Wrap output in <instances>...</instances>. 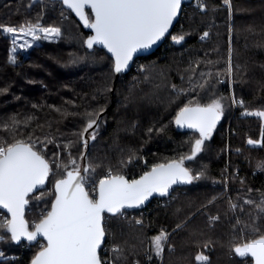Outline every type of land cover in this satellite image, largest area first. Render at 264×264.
Wrapping results in <instances>:
<instances>
[{"label":"trees","instance_id":"obj_1","mask_svg":"<svg viewBox=\"0 0 264 264\" xmlns=\"http://www.w3.org/2000/svg\"><path fill=\"white\" fill-rule=\"evenodd\" d=\"M204 1L205 8L199 11L184 4L159 48L137 56L130 71L116 78L111 55L103 48L87 47L89 28L60 0H0V25L18 28L38 21L41 27L61 29V36L48 40L19 35L15 46L12 34L0 31V90H6L0 91V126L12 117L20 121L14 137L2 127L0 137L8 142L29 138L44 142L34 150H42L51 167L46 185L27 197L25 221L30 230L51 209L56 180L73 169L69 158L82 169L81 153L86 154L85 167H92L82 175L95 180L93 189L86 187L96 198L107 170L112 175L128 171L129 179H134L143 173V164L148 171L191 156L199 132L175 126L180 108L227 97L202 151L183 163L193 174L203 171L204 177L173 187L162 204L151 202L143 223L105 213L106 238L99 253L102 264H253L250 256L237 255L234 246L257 238L244 227L253 220L264 230V218L255 207L264 199V124L254 114L241 115L264 111V0H231V18L223 0ZM86 11L93 19L90 8ZM204 32L209 36L201 39ZM179 35L184 40L176 43L173 36ZM25 41L31 43L23 48ZM230 47L231 76L227 74ZM10 55L16 57L15 64L9 63ZM236 98L243 105L235 107ZM100 108L104 111L92 130L95 139L85 146L79 135L87 123L85 114ZM247 136L255 141L261 137V144H249ZM210 217L218 219L210 221ZM162 230L169 236L157 257L150 250L151 239ZM4 234L0 264H30L45 245L42 239L11 241L10 233ZM114 245L123 249L118 260ZM197 254L208 261L198 262Z\"/></svg>","mask_w":264,"mask_h":264},{"label":"snow or ice","instance_id":"obj_2","mask_svg":"<svg viewBox=\"0 0 264 264\" xmlns=\"http://www.w3.org/2000/svg\"><path fill=\"white\" fill-rule=\"evenodd\" d=\"M223 2L228 6L229 18H231V0H223ZM62 3L75 12L86 27L93 30L94 35L84 41L87 47L91 49L95 44L103 45L114 58L112 70L120 73L129 65L134 53L151 47L165 36L181 8L182 0H62ZM86 6L91 8L94 19H90L85 14ZM199 7L203 10L205 5L201 3ZM0 31L12 34L14 46L19 35L31 36L32 40H48L61 36L59 27H41L38 21L35 24L25 22L18 28L0 25ZM38 31L42 32L43 36H38ZM208 36L209 33L204 32L201 39ZM183 40V35L173 36V41L176 43ZM27 46L29 41L21 45V47ZM12 51H15V47ZM231 52L230 47L227 69L229 76L233 73ZM9 63H16L14 55L9 56ZM204 75L206 74H201L202 77ZM220 75L221 73H216V76ZM204 86V84L200 85L202 88ZM225 99L227 97L213 99L205 106L199 103L192 106L190 102L177 113L175 123L178 126L186 125L199 132V138L192 145L191 156L181 157L179 161L173 160L167 164L154 165L150 172H145L139 179L131 181L122 175H112L109 171L105 178L99 180L98 198L90 197L89 192L85 190L87 177L81 175L80 166L69 158L68 164L73 165V169L67 171L66 178L56 180L55 199L51 204V211L35 224V231L28 230L24 220V208L28 203L26 197L37 186L43 185L51 172L50 162L45 158L43 151L34 150L37 144L44 142L33 141L31 138L28 141L17 139L15 142H8L4 137H0V206L11 214L10 220L0 223V242L5 241V232L10 233L11 241H19L24 237L32 242L37 240L38 236H42L47 242L46 246L36 254L31 264H102L98 249L106 236L102 223L103 214L122 216V209L143 204L153 193L167 195L174 184L192 183L204 177L203 171L193 174L190 169L183 166V163L185 160L193 159L202 151L204 141L211 136L212 129L221 117ZM232 102L236 103L235 99ZM103 111L104 109L100 108L99 111L85 114L87 123L79 133L85 146L88 139H95L94 131L91 136L86 137V134L93 130L94 126H99L98 118ZM248 114L264 118V111ZM19 124L20 121L12 117L0 127L12 133L14 137ZM47 142L51 143V140ZM248 143L256 144L260 141L250 139ZM69 147L70 145L64 146L65 149ZM81 155L83 156L84 153ZM55 166L61 168L62 165L56 163ZM63 167L66 169L67 165ZM91 167V165L84 167L82 171L88 173ZM36 199H42V196H37ZM245 203L252 205L255 202L246 200ZM232 207L235 208L236 205ZM255 207L260 217L264 218V199L255 204ZM216 219L218 217H210V221ZM136 223L142 222L138 220ZM239 223L240 221L237 220V224ZM181 226L177 225V228ZM244 227L254 232L257 238L235 245V253L241 257L250 256L254 264H264V230L255 220ZM168 236L169 234L162 230L152 237L150 250L157 257L163 253ZM167 246L171 248V245ZM204 247L207 248L208 245L205 244ZM112 252L116 254L115 258L118 260L123 254V249L119 245H114ZM2 256L3 253L0 252V257ZM195 259L201 262L208 261L209 258L197 254Z\"/></svg>","mask_w":264,"mask_h":264},{"label":"water","instance_id":"obj_3","mask_svg":"<svg viewBox=\"0 0 264 264\" xmlns=\"http://www.w3.org/2000/svg\"><path fill=\"white\" fill-rule=\"evenodd\" d=\"M60 1L62 2V0H60ZM190 1H191V0H182L181 8L178 10V14H177V16L173 19V23L169 26V31L165 34V36H164L163 38H161L159 41H157L155 44H153L151 47H149V48H147V49H141V50H138L136 53H134V54H133V59L129 62V65H128V66H127L122 72H120V73H115L116 78H117L121 73L126 74L127 72L130 71V69H131V67H132V64H133V61H134V59H135L137 56L145 55V54H149V53H151V52H153V51H155V50H157V49L159 48V46L163 43V41H164L165 37L167 36V34L171 32L172 28L174 27V25H175L176 22L178 21L180 15H181L182 8H183L184 4L187 3V2H190ZM62 4H63V3H62ZM63 6L67 8L66 5L63 4ZM87 8H90V7H88V6L85 7L84 11H85V14H86V15H87V11H86ZM68 9H69V8H68ZM70 10H71V9H70ZM90 10H91V8H90ZM71 11H72V10H71ZM91 12H92V10H91ZM72 13H73L74 15H76L75 12L72 11ZM76 16H77V15H76ZM77 17H78V16H77ZM78 18H79V17H78ZM79 19H80V18H79ZM93 19H94V15H93ZM89 31H90V34H89L87 37H89V36H91V35H94V32H93L92 29L89 28ZM86 39H87V38H86ZM94 46H97V47H100V48L105 49V50L107 51V53H109V54L111 55V57H112V54H111L110 52H108V50H107L105 47H103V45H101V44H95ZM94 46H93V47H94ZM112 58H113V57H112ZM113 61H114V58H113ZM102 114H103V112L100 113L99 117H100ZM221 115H222V114H221ZM175 118H176V117H175ZM220 119H221V117H220ZM220 119L216 122V124L220 121ZM174 123H175V121H174ZM175 126H176L178 129H180V130L192 129V128L187 127L186 125L183 126V127L178 126L176 123H175ZM94 127H95V126H94ZM213 129H214V128H213ZM213 129H212V130H213ZM90 131H92V130H90ZM90 131H89V132H90ZM88 136H89V133L86 134V137H88ZM88 140H89V139H88ZM85 155H86V154L84 153V155H83L82 169L85 167ZM169 162H171V161L164 162V163H160V164H167V163H169ZM157 165H159V164H157ZM82 169H81V175L83 174ZM151 170H152V167H151L148 171H145V172H150ZM145 172H144V173H145ZM144 173H142L141 175H139L138 177H136V178H134V179H139V177L142 176ZM116 175H119V174H116ZM122 176H123V175H122ZM124 177H125V176H124ZM125 178L128 179L129 181L133 180V179H129V178H127V177H125ZM46 183H47V178H46V180H45V183H44L43 185H39V186H37V188L34 189L32 193H34V192H36L37 190L43 188V187L46 185ZM179 184H181V183H177V184L172 185V187L169 189V193H168L167 195H163V196H168V195L171 193L172 188L175 187V186H177V185H179ZM85 190L88 191L86 185H85ZM29 194H31V193H29ZM157 196H161V195H159L158 193H153V195L150 196V197H148V199H146V200L144 201L143 204H141V205H139V206H135V207H126V208H129V209H130V208H141V207L145 206V205H146V204H147L152 198L157 197ZM90 197L92 198L91 195H90ZM96 198H98V191H97V197H96ZM26 199H27V197H26ZM54 199H55V196H54ZM54 199H53V201H54ZM53 201H52V202H53ZM0 209L3 210V211H5V212L9 215V218L11 219V214L8 213L7 209H4L2 206H0ZM26 210H27V204L25 205V208H24V220H25V213H26ZM49 211H51V209H50ZM46 215H47V214H46ZM46 215H45V216H46ZM103 222H104V214H103V221H102V223H103ZM103 226H104V224H103ZM28 230H29V231H35V227H34L33 230H30L29 228H28ZM105 238H106V236H105ZM105 238H104L103 241H102L101 247L103 246V244H104V242H105ZM40 239H42V240L45 242V245H44V246H46V243H47L46 240H45L42 236H38L37 240H40ZM20 240L27 241L28 243H33V242L37 241V240H35V241H32V242H29V241H28L26 238H24V237H21ZM44 246H43V247H44ZM43 247H42V248H43ZM101 247L98 249V255H99V257H100V253H99V251H100ZM42 248H41L38 252H40V251L42 250ZM38 252H37V253H38ZM35 256H36V255H35ZM35 256H34V257H35ZM31 261H32V260H31ZM252 262H253V264H254V260H253V259H252ZM30 264H31V262H30Z\"/></svg>","mask_w":264,"mask_h":264},{"label":"built area","instance_id":"obj_4","mask_svg":"<svg viewBox=\"0 0 264 264\" xmlns=\"http://www.w3.org/2000/svg\"><path fill=\"white\" fill-rule=\"evenodd\" d=\"M191 3V5L190 6H193L194 8H196L198 11L201 9L200 7H199V4H201V3H205V1L204 0H191L190 2H187V3H185V5H188V4H190ZM231 132H234V130H232ZM247 139L249 140L250 139V137L249 136H247ZM129 164V163H128ZM144 165V167H143V169L141 170V172H145V170H146V164H143ZM108 172H109V170H107L106 171V176H107V174H108ZM105 176V177H106ZM123 176H125V177H127V178H129V173H128V171L127 172H125V174L123 175ZM93 195H96V194H93ZM166 198H168V196H160V198H155V199H151L145 206H143L142 208H140L138 211H131V212H123V215H122V217L123 218H127V219H129V220H133V221H141L142 223H143V214H144V210H145V208L151 203V202H154V203H160V204H162V203H164L165 201H166Z\"/></svg>","mask_w":264,"mask_h":264},{"label":"rangeland","instance_id":"obj_5","mask_svg":"<svg viewBox=\"0 0 264 264\" xmlns=\"http://www.w3.org/2000/svg\"><path fill=\"white\" fill-rule=\"evenodd\" d=\"M41 1H45V0H41ZM29 43H31V42H29ZM23 48H26V47H23ZM235 101H236V103H233L234 104V106L236 107V105L238 104V105H243V101H242V99H240V98H236L235 99ZM242 102V103H241ZM248 113H255V111L254 112H243V113H241V115H244V114H248ZM262 120H263V122H262V125L264 124V118H262ZM230 121V120H229ZM92 132L93 131H90L89 133H90V136L92 135ZM248 140V139H247ZM250 140V139H249ZM248 140V141H249ZM253 141H255V140H253ZM256 141H260V143H256V144H253V145H260L261 144V137L258 139V140H256ZM127 163H129V161L127 162ZM126 163V164H127ZM125 164V165H126ZM126 168V167H125ZM125 172H127V171H125ZM94 184H95V180L94 179H92V180H86V183H85V185L86 186H89V188H91V189H93L94 188ZM44 211H46V209H43ZM7 220V218H6V215L2 212V211H0V222L1 223H3L4 221H6ZM159 234V233H158ZM158 234H156V235H158ZM156 235H154V236H156ZM153 236V237H154ZM245 264H250V262L249 261H247Z\"/></svg>","mask_w":264,"mask_h":264}]
</instances>
